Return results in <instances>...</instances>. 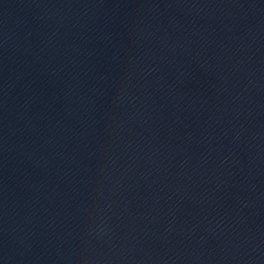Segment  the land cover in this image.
I'll return each instance as SVG.
<instances>
[{
    "label": "water",
    "instance_id": "95a60500",
    "mask_svg": "<svg viewBox=\"0 0 264 264\" xmlns=\"http://www.w3.org/2000/svg\"><path fill=\"white\" fill-rule=\"evenodd\" d=\"M0 264H264V0H0Z\"/></svg>",
    "mask_w": 264,
    "mask_h": 264
}]
</instances>
